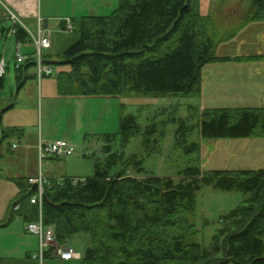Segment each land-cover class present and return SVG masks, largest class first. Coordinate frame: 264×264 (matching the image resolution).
Here are the masks:
<instances>
[{
	"label": "trees",
	"instance_id": "1",
	"mask_svg": "<svg viewBox=\"0 0 264 264\" xmlns=\"http://www.w3.org/2000/svg\"><path fill=\"white\" fill-rule=\"evenodd\" d=\"M213 1L217 5L221 0ZM253 4L242 26L264 18V0ZM4 11L0 2V19L7 17ZM213 12L204 13L201 0H119L108 15L72 18L78 37L62 53L52 48L44 55L45 63L54 68L48 77H54L60 96L79 98L200 92L204 66L231 59L213 54L221 41ZM13 27L17 41H32L21 23ZM36 66L32 56L16 68L19 89L27 79L37 78L36 72H29ZM0 80L4 85V76ZM6 111L0 109V158L7 138L20 141L26 135L18 125L3 128ZM173 120L181 121L177 145L199 153L201 143L187 139L192 129L186 125L188 119ZM195 126L204 139L264 136V107L206 108ZM137 135L147 152L126 155ZM158 135V124L143 128L137 116H124L119 132L104 134V158L96 162L93 175L52 178L44 185L43 220L53 227L57 243L65 245L84 235L83 264H264V167L203 169L198 155L176 177L151 174L144 159L160 147ZM8 145L11 153L13 143ZM29 179L13 178L18 193L6 218L0 219V228L16 217L26 222L38 219L40 206L31 202L38 186ZM206 186L249 193L221 218L222 226L209 245L195 239L200 230L192 220L198 193ZM55 249L51 246L45 257ZM3 260L0 257V264Z\"/></svg>",
	"mask_w": 264,
	"mask_h": 264
},
{
	"label": "rangeland",
	"instance_id": "2",
	"mask_svg": "<svg viewBox=\"0 0 264 264\" xmlns=\"http://www.w3.org/2000/svg\"><path fill=\"white\" fill-rule=\"evenodd\" d=\"M232 1H218L216 10L213 12L214 15L216 14L214 22L219 30V39L221 38L213 54L218 57H232L228 60H215L206 64L203 68L201 91L189 95L156 96L140 92H126L113 98L60 96L54 77H45L41 82L29 79L26 85L19 89L15 66L17 42L15 35L8 31L14 22L9 17L0 19V61L4 57L7 68L4 85L0 80V109L6 108L12 102L17 105L16 110L4 113L2 126L6 128L18 123L19 127L26 129L27 135L20 141L9 137L2 146L4 156L0 159V217L8 214L18 193L17 185L8 177H14L16 173L25 175L29 171L38 172L37 175L40 171L47 174L50 171L48 162H51L53 167L51 172L55 175L69 177L93 175L96 162L104 158V152L102 147L91 146L89 142L94 141L103 145L105 143L104 134L119 132L121 118L127 115L137 116L143 128L155 123L159 126V135L156 139L159 140L160 147L144 159V166L151 174L176 177L184 167L195 163L198 155H200V166L203 169H249L263 166L264 136L204 139L198 127L195 126L202 110L206 108L264 107V89L260 88L258 81L249 85L250 80L246 78L251 74L247 63L258 62L257 60L247 62L250 58H246L245 55L250 56L260 51V27L256 28L257 32L240 30L238 35L229 37L231 30H238L236 26L238 22L235 18H231L236 13L228 18L225 12V8ZM252 2V0H242L237 13L238 17L247 10V5L251 6ZM118 3L119 0H39L40 11L43 15L52 16L55 21H60L59 18L66 16L75 19V17L88 14L108 15L118 6ZM212 5L215 6L213 0H201L204 13H210ZM23 19L34 32H37L35 21ZM238 21H240L239 18ZM77 37L78 33L75 30L58 32L56 35L57 53L65 51ZM27 46L31 50L35 49L33 44ZM231 72H234L235 76L240 75V79H230ZM52 91L54 93L50 94ZM174 118L188 119L186 125L192 129L187 132V139L189 142L201 143L199 153L186 151L177 145L176 130L181 126V121H175ZM43 132L50 133L54 137L67 135L69 138L71 136L76 151L71 156L52 160L40 159L37 154L34 155L33 151L27 153L22 148L14 149V154H12L13 151L8 152L9 143H16L21 147L26 146L28 138H39ZM59 139L61 138L53 141ZM113 145L115 149H119V138L113 142ZM125 152L126 155L145 154L147 151L142 144V136L133 137ZM248 196V192L241 190H222L212 186L202 188L198 193V206L192 218L200 230L195 239L209 245L222 226L221 218L244 202ZM19 230L20 233H24L22 227ZM19 230L18 223H13L12 227L2 231L0 245L4 253H7L6 250L9 248L19 247L21 241L25 239L19 234ZM70 243L77 252L83 255L86 247L84 235L73 237ZM76 260L78 264H82L81 257ZM26 261L24 264H62L57 257H45L42 262L29 258H26ZM7 264L23 263L14 261Z\"/></svg>",
	"mask_w": 264,
	"mask_h": 264
},
{
	"label": "crops",
	"instance_id": "3",
	"mask_svg": "<svg viewBox=\"0 0 264 264\" xmlns=\"http://www.w3.org/2000/svg\"><path fill=\"white\" fill-rule=\"evenodd\" d=\"M0 2L4 5V7L6 9V12L4 11L5 15L7 16L6 18H8V16H9V11L10 12H14V13H16L20 17V19L23 22H25V20L23 18H27V19H30L32 21H35L37 23V31H38V18L40 17L42 19V22H43V25L44 26H48V27L53 28V30L55 31L54 44H53V48L54 49H53V51L57 53V50H56V35H57L58 32H61L63 30V26L66 23V22H64V25L62 26L61 25V21L64 18L70 17V16L63 17L62 19L59 18L60 21H58V20L55 21V20H53V17L52 16H45V15H43V13L40 11L39 0L38 1L37 0H0ZM241 5H242V0H240V1H238V0H235L234 1L233 0L225 8V12H227V15L229 16L228 18H230V16L232 14L236 13V15H233L231 17V18H235V20L238 22V23H236V26H240L242 24V21L244 19L245 14H247V12H249L250 10H253L254 9V4L252 2L251 3V6L247 5V7H246L247 10L244 11L238 17V14L237 13L240 10V6ZM213 9L216 10V5L215 6L212 5L210 11H212ZM238 18H239L240 21H238ZM25 24L28 26V28L34 34L37 33V32H34L33 31V29L27 24V22H25ZM258 26L260 27L259 28V33H260V36L259 37L261 39V41H260L261 42V49H260V51H258L257 54H251L250 55V56H253V58H250V56L245 55L246 58H250L247 62L256 61V60L258 61L256 63H251V64H248L247 63L248 70L251 72V74H249L246 78H248L250 80L249 81V85L251 83H254V82L258 81L260 88H263L264 89V18L254 19V20L246 23L245 25H243L242 27H240V29L238 28V30L235 31L234 35L235 36L238 35V32L240 30H246V31L247 30H251L252 32H255V31L257 32V29L256 28H258ZM27 45H29V44H27ZM27 45L24 47V50L26 52L32 51ZM60 53H62V52H60ZM230 57H232V56H230ZM258 57H259L260 60L259 59H256ZM2 58H4V57H2ZM231 70H232V68H231ZM29 72L31 74H34L36 72V68L30 69ZM231 75H229V76H230V79H232V80L240 79V75L235 76L236 74L234 72H231ZM29 79H35L37 81V79L35 77L29 78ZM29 79L26 80V83H27V81ZM26 83H25V85H26ZM53 93H54V91L50 92V94H53ZM16 107H17V105L14 102H12L6 108H7V111L10 112V110H16L15 109ZM4 117H5V114H4ZM13 125H18V123L12 124L11 126H13ZM66 137H67V135L65 137H54V136H51L50 133H45V132H43L42 135L39 138H32L31 139V138H28L27 137L29 141H27L26 146L23 145L21 147L19 144H14L12 146V151H13L12 154H14V152H15L14 149L22 148L27 153L29 151H33L34 155L37 154L40 157V150H39L40 143L41 144H48L49 142H52L53 140H55L57 138H65V139H68L70 142H72V137L71 136L69 138L68 137L66 138ZM92 138L94 140L96 139L95 137H92ZM103 140H104V138H103ZM89 143H90L91 146H96V147L98 146V148L102 147V150H103V147H104V144H105L104 143L103 145H101V143L98 144V143H96L94 141H90ZM2 152H3V150H2ZM69 156H71V155H69ZM56 158H59V157L56 156V155H48L44 159L45 160H52V159H56ZM0 159H2V157ZM260 167H264V164H263V166H260ZM48 168L50 169V171H48L47 174H45L44 171H40V174L42 173L45 176V178H46V184L50 182L51 178H62L64 176H66V175H63V176L55 175V173H52L51 171L53 170V167H52L51 162H48ZM37 174H38V172H35V171H29V173L28 174H25V175H21L20 173H16V175L14 177H11V178L8 177V179L11 180V181H13V178H15V177H20V176H36ZM66 177H69V176H66ZM75 178H84V177H75ZM2 216H4V215H2ZM6 216L7 215H5L4 217H0V219H5ZM18 221H21L22 223L21 222H18ZM13 223H18V230H19V228L21 229V227L23 228L24 233H20V230H19V234L22 237H24L25 239H23V241H21L19 247H15L13 249H11V248L7 249L6 250L7 253H4V249L0 245V257L4 258L2 264H7V263H10V262H14V261H18V262L24 264V263L27 262L26 261V258L34 259V260L37 261L38 259L33 258V254L39 248V239H38V237L36 235L31 234V233H29L26 230V224H27V222L24 219H22L21 217H16L8 225L2 226L0 228V235H1L2 231H5V230L9 229L10 227H12V224ZM24 253H25V257H23V254ZM52 257H57L62 264H78V262H77L76 259L79 258V257H81V259H82V254L80 253L79 255H77L75 258H72L71 260H63V259H61V258H59V256L55 252H53V254L50 255L49 257L46 256V258H52ZM82 264H83V260H82Z\"/></svg>",
	"mask_w": 264,
	"mask_h": 264
},
{
	"label": "built area",
	"instance_id": "4",
	"mask_svg": "<svg viewBox=\"0 0 264 264\" xmlns=\"http://www.w3.org/2000/svg\"><path fill=\"white\" fill-rule=\"evenodd\" d=\"M11 18L15 23H22L19 16L15 13H11ZM39 18V27L38 33L34 34L27 27V30L31 33L33 43L36 47L34 55L37 58L38 62V78H42L46 75L53 73V68L44 63L43 54L45 50L50 49L53 45V35L54 30L49 27H43ZM74 29L73 22L70 18L66 20V31H72ZM12 32L16 33V29L13 27ZM23 43L21 41L17 42L16 47V67L19 68L25 60L29 57V54L23 51ZM6 73L5 61L0 62V76H3ZM40 156L44 158L47 155H59V156H68L73 154L76 151V146L66 139H59L55 142L42 145L40 144ZM30 182L38 186V193L31 197L32 203H38L40 206L39 218L35 221L29 222L26 226L28 232L35 234L39 237V250L34 254V257L43 259L46 250L50 246L57 247V253L63 260H70L78 255L76 249L71 245L60 246L56 243V234L53 227L48 226L44 223L42 215V202L44 194V183L45 178L42 174L31 177Z\"/></svg>",
	"mask_w": 264,
	"mask_h": 264
}]
</instances>
